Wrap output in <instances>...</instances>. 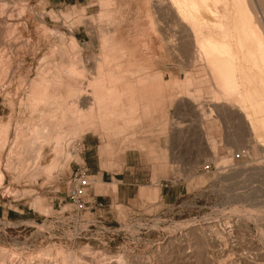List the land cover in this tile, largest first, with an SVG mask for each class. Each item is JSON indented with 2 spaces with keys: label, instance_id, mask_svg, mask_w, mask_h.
Returning <instances> with one entry per match:
<instances>
[{
  "label": "rangeland",
  "instance_id": "1",
  "mask_svg": "<svg viewBox=\"0 0 264 264\" xmlns=\"http://www.w3.org/2000/svg\"><path fill=\"white\" fill-rule=\"evenodd\" d=\"M6 1L8 14L15 17L6 18L9 15L2 16L0 12V44L5 47L6 41L13 43L20 35L32 41L29 48L18 45L13 49V63H22L14 85L6 88L7 84L2 85L8 75L0 78V127L9 123L11 142L17 122L52 124L48 112L43 121L37 119L40 111L30 114L28 93H16L18 85L39 78L40 60L47 54L51 56V49L73 52L74 35L86 45L87 56L98 55L101 30L117 27L125 45L137 43L139 52L146 54L147 37L143 35L153 30L145 19L141 20L149 13L163 16L166 9L170 11L167 0ZM244 1L264 36V0ZM24 6L27 9L22 15ZM34 14L45 16V26L65 38L48 32L46 39ZM107 16H120L123 25L118 26L119 21L110 24ZM26 23L29 31L22 33L19 29ZM2 46L0 52L7 49L10 55L8 47ZM176 53L170 55L165 66L157 65L173 82L166 98L162 94L134 93L130 95L132 110L111 106L93 113L86 107L83 113L88 120L82 121L68 114L70 118L63 129L68 128L66 134L72 132L60 140L57 162L54 155L42 156L34 165L32 144H17L10 159V146L3 155L0 150L5 174L4 181H0V248L25 257L60 252L58 264H65L68 254L80 261L92 251L126 256L124 264H246V259L247 264H264V130L257 127L256 133L250 135L236 112H223L222 103L208 105L213 100H229L239 106L242 101L238 94L230 98L228 94L211 93L210 87L215 86L205 80L208 71L183 68L182 56ZM191 78L192 93L176 89ZM200 79L204 81L199 83ZM47 148L45 145L42 149L45 152ZM81 166L87 169L91 181L85 200H91L94 193L115 191L117 183H121V187L141 190L138 209L115 203L112 218L111 213L95 212L102 204L108 208L99 196L95 207L77 209L68 195V182ZM161 188L172 193L165 206L158 202ZM96 219L102 223L88 225ZM8 262L9 258L0 257V264Z\"/></svg>",
  "mask_w": 264,
  "mask_h": 264
},
{
  "label": "bare ground",
  "instance_id": "2",
  "mask_svg": "<svg viewBox=\"0 0 264 264\" xmlns=\"http://www.w3.org/2000/svg\"><path fill=\"white\" fill-rule=\"evenodd\" d=\"M7 4L8 2L6 0L0 4L2 16L10 12ZM167 4V8H170L171 12L166 9V13L164 14L166 16L149 13L141 20L143 22L145 19L153 30V32L147 31L146 35H143L147 37L145 38L147 40H145L147 44L145 47L148 46L146 47L148 48V52H145L146 54L142 53L144 51L139 52L140 49H138L137 43L132 46H130V43H128L129 45H125L126 43L124 44L122 34L117 27L114 30H101V52L98 55L93 54L92 56H87L84 48L86 45H82L74 35L71 36L73 52H59L61 49H51V56L47 54L40 60V66L38 68L39 78L32 79L30 82H24L22 78L20 81L24 83L18 85L16 93H28L26 101L28 102L26 104L27 108L31 110L30 114L40 111L37 118L38 121L44 120L45 112L49 113L52 124L48 126L52 133L48 126L44 124V121L43 124L32 120H27L29 122L28 124L17 122L15 136L11 142V127L9 123L8 125L5 124L6 126L0 127V140H2L0 150H2V155L8 146H10V159L12 154H14L15 148H17V144L18 146H21V144H32L34 146H29L33 149L35 148L33 156L35 160L33 162L36 165L42 156L54 155L55 158V155L61 154H58L60 151V140L72 132L70 131L66 134L68 128L63 129L65 126L64 123L70 118L68 114H73L71 115L73 116L71 119H79L82 121L83 118H87L83 113V111L86 112L85 109L87 108L93 113L104 112L111 106L120 107L121 109L130 107V110H132V99H130V95H134V93L162 94L166 98L165 93L172 92L171 83L173 82H171L169 74L164 70L158 69L157 65L161 63L165 66L168 58L174 52L182 56V58L180 57V65L183 68L184 66L188 67V69L190 67L199 70L203 68V70L208 71L207 73L205 72L208 75L203 74L206 75L205 80L210 81L211 85L213 82L216 87H210L209 91L211 93H224V95L228 94L229 96L238 94L242 101L240 103L243 104L238 106L229 100H213L208 105L217 106V104L222 103L221 110L223 112H236L238 119L246 123L250 135L256 133L257 127H261L264 130V36L260 33L259 26L257 27V22L254 20L253 13L251 14V11L249 12L246 2L244 0H167ZM20 7L18 8L21 9ZM25 9H27L26 6L22 8V11L20 10L21 14ZM14 13L12 12V14ZM23 13H26V10ZM8 15L9 17L6 16V18L13 19L15 17V14L12 15L13 17H10L11 14ZM33 16L38 24L42 25L41 27L47 35L46 39H48V32L53 37L58 33L60 34V32L49 30L45 26L47 21L45 16L36 14ZM119 17L107 16V19L110 24H117L119 21L118 26L121 27L124 19ZM53 18L56 19L55 16ZM170 22H173L174 28L171 27L172 23L170 25ZM6 24L9 28V23L5 22V26H7ZM19 25L22 26L21 23ZM19 30L22 33L29 31L28 24L26 23ZM0 31H2V34L3 30L1 29ZM71 31L73 30L70 29ZM64 36V34L61 35V39H64ZM18 39L13 43H9L10 40L6 41L8 44L5 42L4 45L10 50V55L9 52H6L7 49L2 53L0 52V78L3 75H8V79L5 81L2 79L4 81L2 86L7 84L6 88L14 85L17 70L22 65L21 62L13 63L15 54L13 53V49L15 47L17 48L18 45L20 48H29L32 42L31 39L23 38L22 35ZM146 48L144 49L145 51H147ZM57 53H60L58 54L60 55L59 58L56 56ZM6 64L7 66L5 67ZM185 69L189 71L187 68ZM193 81V78H191L182 87L177 85L178 88L176 89H182L183 92L192 93L193 88L191 86L193 85ZM203 81V79H200L199 83ZM2 88L3 90L5 89V87ZM10 95L12 96L13 94ZM31 116L29 115L28 118ZM47 122L50 123L49 120ZM58 124L59 127L57 126ZM60 125L62 126L60 127ZM50 134H53V136ZM52 139L53 141H51ZM45 145H48V148L44 152L42 148ZM1 153L0 181L3 182L5 174L1 170ZM7 166H9L8 168L11 171L18 174L16 168H13L10 164ZM229 224L231 225V223ZM56 253L55 255V253L40 252L39 254H32L25 257L16 252L8 253L4 248H0V257L5 259L9 258V264H58L57 259L60 252ZM68 255L71 259L70 254ZM125 257L107 256L101 253V251H92L80 261H78L79 257L72 258L75 261L67 257L63 258L66 262L65 264H124L123 261L126 259H123ZM240 258L243 257L240 256ZM245 262L247 264V259Z\"/></svg>",
  "mask_w": 264,
  "mask_h": 264
},
{
  "label": "crops",
  "instance_id": "3",
  "mask_svg": "<svg viewBox=\"0 0 264 264\" xmlns=\"http://www.w3.org/2000/svg\"><path fill=\"white\" fill-rule=\"evenodd\" d=\"M139 194L142 195L141 190L139 191L137 189L136 191H134L131 188V186L121 187V183H117V187H116L115 191L103 193L101 195L94 193L93 196L91 197V200H89L90 201L89 205H90V207H95V205L97 203V199L100 198V199L106 201L105 207H108V208H104V205L102 204L103 207H96L95 212H98V211L101 212V210H102V211H104L103 212L104 214H110L111 213L112 218H115V214L113 212L114 211L113 205H115V203H120L122 205H127L128 207H132L133 210H135L136 208L138 209L137 206H139V205H137L136 203H138V201L140 200ZM171 194L172 193H170L169 191L165 192L161 188L158 202L161 201L163 203L162 206L167 205V199L170 198V196H172ZM99 215H102V213H100ZM109 217H110V215H109Z\"/></svg>",
  "mask_w": 264,
  "mask_h": 264
},
{
  "label": "built area",
  "instance_id": "4",
  "mask_svg": "<svg viewBox=\"0 0 264 264\" xmlns=\"http://www.w3.org/2000/svg\"><path fill=\"white\" fill-rule=\"evenodd\" d=\"M90 183V177L87 173V169L84 166L77 168V170L71 175L69 179L68 195L72 199L73 204L79 210H86L90 208L88 205L89 201L85 200L87 189L90 186ZM98 223H102V220L96 219L94 221H90L88 225H96Z\"/></svg>",
  "mask_w": 264,
  "mask_h": 264
}]
</instances>
